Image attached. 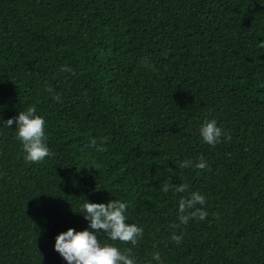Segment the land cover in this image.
Listing matches in <instances>:
<instances>
[{
	"label": "trees",
	"instance_id": "1",
	"mask_svg": "<svg viewBox=\"0 0 264 264\" xmlns=\"http://www.w3.org/2000/svg\"><path fill=\"white\" fill-rule=\"evenodd\" d=\"M262 45L264 0H0V117L33 107L50 150L26 161L0 128V264H66L82 194L127 202L136 243L99 239L135 264H264ZM193 191L205 216L181 223Z\"/></svg>",
	"mask_w": 264,
	"mask_h": 264
},
{
	"label": "clouds",
	"instance_id": "2",
	"mask_svg": "<svg viewBox=\"0 0 264 264\" xmlns=\"http://www.w3.org/2000/svg\"><path fill=\"white\" fill-rule=\"evenodd\" d=\"M264 46V45H262ZM15 123V136L21 144L23 158L26 161H40L50 154L46 143V133L44 130V117L38 115L31 106L25 110L18 111L14 117H0V128L8 129ZM198 133L203 142L208 145L219 143L222 136V129L218 126L214 118L205 119L199 126ZM88 146H94V141L90 140ZM181 167L205 168L207 162L202 155L196 161L185 159L181 162ZM169 185L164 184L163 189L167 191ZM186 188L185 184L175 186V191L182 192ZM96 189H99L96 187ZM202 194L193 191L187 197L181 198L177 202L178 212L187 214L178 215L181 223H186L189 216L199 215L200 219L205 216L202 208H195L196 204H203ZM126 201L120 199H109L106 202H95L86 199L83 194L80 196L79 206L87 226L83 229L74 230L68 227L59 232L54 237L53 250L66 262V264H135L134 258L129 255L130 249L121 251L112 243L100 241L101 234L110 240L127 241L135 244L137 238L142 233V228L135 223L127 222ZM102 230V233H101ZM171 239L177 243L181 236L175 233ZM152 259L159 261V254L152 253Z\"/></svg>",
	"mask_w": 264,
	"mask_h": 264
}]
</instances>
